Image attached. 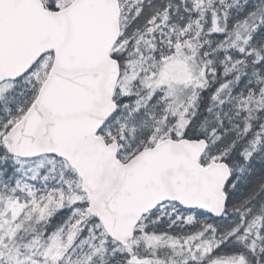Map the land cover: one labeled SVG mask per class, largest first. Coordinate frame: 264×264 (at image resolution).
<instances>
[{"label":"snow or ice","instance_id":"obj_1","mask_svg":"<svg viewBox=\"0 0 264 264\" xmlns=\"http://www.w3.org/2000/svg\"><path fill=\"white\" fill-rule=\"evenodd\" d=\"M0 264H264V0H0Z\"/></svg>","mask_w":264,"mask_h":264}]
</instances>
